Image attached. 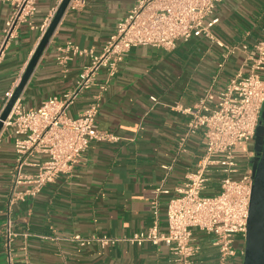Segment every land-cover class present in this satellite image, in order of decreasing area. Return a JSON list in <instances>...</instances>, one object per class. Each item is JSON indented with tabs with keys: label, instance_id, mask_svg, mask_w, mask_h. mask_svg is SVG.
<instances>
[{
	"label": "crops",
	"instance_id": "crops-1",
	"mask_svg": "<svg viewBox=\"0 0 264 264\" xmlns=\"http://www.w3.org/2000/svg\"><path fill=\"white\" fill-rule=\"evenodd\" d=\"M71 0L41 55L20 99L26 108L39 107L51 96L73 90L89 55L72 56L66 67L57 57L69 42L102 52L118 23L135 0ZM60 0H35V11L17 20L6 34L14 5L0 0V114L6 92L15 89L41 40V26L55 14ZM217 38L226 44L252 43L262 36L264 0H223ZM215 10V11H216ZM224 48L204 36L177 41L172 50L133 47L108 78L101 69L94 82L69 108L72 118L99 101L98 129L119 137L95 141L70 173L60 174L36 196L11 203L14 180V137L9 128L0 133V264H170L169 250L149 242L119 241L102 247L97 242L79 246L65 238L109 235L128 238L153 223L152 202L158 187L160 229L167 230V204L204 154L201 130L185 142L192 107L213 86L223 88L236 72L242 55L224 61ZM108 81L105 91L101 88ZM151 96L158 101L151 100ZM250 150H254L251 146ZM256 149L253 151L255 154ZM41 157H35L34 161ZM35 172V167H26ZM203 195L220 191L221 172L211 171ZM22 186L20 189H23ZM13 233L9 246L7 222ZM202 244L196 264H214L217 248L199 230Z\"/></svg>",
	"mask_w": 264,
	"mask_h": 264
},
{
	"label": "built area",
	"instance_id": "built-area-1",
	"mask_svg": "<svg viewBox=\"0 0 264 264\" xmlns=\"http://www.w3.org/2000/svg\"><path fill=\"white\" fill-rule=\"evenodd\" d=\"M14 5L13 15L5 29L9 34L14 23L35 11V0H8ZM62 2V0H60ZM223 0H135L129 14L122 19L110 36L102 52L81 48L69 42L57 57L66 67L72 56L89 55L73 90L62 96H51L39 107L26 108L20 97L4 122L14 137L15 164L11 203L36 196L48 183L62 173H70L82 155L95 141H117L113 133L98 129L95 121L99 101L93 102L79 116L72 118L69 108L77 97L94 82L101 69L113 77L125 55L137 46H152L172 50L177 41L204 36L224 48V61L235 54L242 61L228 83L221 89L210 86L192 107H181L190 114L185 136L202 131L205 152L195 168L186 174L184 184L171 194L167 204V230L160 229L159 195L170 191L158 187L152 202L153 223L128 238L109 235L84 236L73 234L65 239L79 246L97 242L102 247L127 241L132 244L149 242L163 244L169 250L170 264H196L202 244L195 230L208 235L217 248L214 264H243L245 246L236 247L235 239L246 241L252 187L255 177V136L264 112V28L262 36L252 43L226 44L212 29L219 22L213 16ZM84 1L81 0V3ZM54 14L41 26V38ZM3 46L0 45V57ZM108 81L101 86L103 91ZM14 89L6 92L5 103ZM151 100L157 102L155 96ZM251 146L254 150H250ZM35 157H41L34 161ZM35 167V172H26ZM211 171L221 172L220 191L203 195ZM23 189H20L21 187ZM11 220L7 222V236L12 237ZM11 238L7 240L9 246ZM9 262L12 264L10 252Z\"/></svg>",
	"mask_w": 264,
	"mask_h": 264
},
{
	"label": "water",
	"instance_id": "water-1",
	"mask_svg": "<svg viewBox=\"0 0 264 264\" xmlns=\"http://www.w3.org/2000/svg\"><path fill=\"white\" fill-rule=\"evenodd\" d=\"M70 2L71 0H62L60 3L47 31L41 38L35 52L33 53L21 76L19 83L15 87L11 98L4 106L0 114V133L4 129V122L11 113L14 103L20 97L23 89L28 83L41 55L50 42L57 25L69 7ZM261 127L262 126L259 125L257 133ZM257 144L258 142H256V148ZM257 149L260 150V155L258 157V161L254 162L255 177L250 201L243 264H264V137L261 140L260 147Z\"/></svg>",
	"mask_w": 264,
	"mask_h": 264
},
{
	"label": "rangeland",
	"instance_id": "rangeland-1",
	"mask_svg": "<svg viewBox=\"0 0 264 264\" xmlns=\"http://www.w3.org/2000/svg\"><path fill=\"white\" fill-rule=\"evenodd\" d=\"M213 16H217V17H219V21L221 20L220 18V12H219V8L214 12V14H213ZM218 27H220V24H218V25H216L213 29H212V32H213V34L215 35V36H217L218 35ZM236 55H238V53L237 54H235V55H233V56H236ZM263 120H264V117H263ZM262 127L260 128V130H259V132L256 134V136H255V143L256 142H258V146H260L261 145V140H262V138L264 137V124H262L261 125ZM260 144V145H259ZM258 161V160H257ZM235 245H236V247H239V246H245V242H244V244L242 243V240L240 239V237L239 236H237L236 237V239H235ZM242 263H243V261H242Z\"/></svg>",
	"mask_w": 264,
	"mask_h": 264
},
{
	"label": "flooded vegetation",
	"instance_id": "flooded-vegetation-1",
	"mask_svg": "<svg viewBox=\"0 0 264 264\" xmlns=\"http://www.w3.org/2000/svg\"><path fill=\"white\" fill-rule=\"evenodd\" d=\"M262 124H264L263 117H262L261 122H260V125H262ZM256 134H257V133H256ZM254 141H255V140H254ZM259 145H260V144H259ZM258 147H260V146L257 145V148H258ZM257 148H256L255 155H254V160H255V161L258 160V157H259V155H260V150H258Z\"/></svg>",
	"mask_w": 264,
	"mask_h": 264
}]
</instances>
